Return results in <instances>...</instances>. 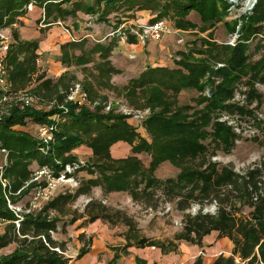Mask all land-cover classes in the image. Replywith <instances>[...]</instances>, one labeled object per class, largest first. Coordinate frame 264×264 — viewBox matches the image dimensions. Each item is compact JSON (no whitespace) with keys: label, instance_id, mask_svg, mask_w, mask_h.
Wrapping results in <instances>:
<instances>
[{"label":"rangeland","instance_id":"374dc122","mask_svg":"<svg viewBox=\"0 0 264 264\" xmlns=\"http://www.w3.org/2000/svg\"><path fill=\"white\" fill-rule=\"evenodd\" d=\"M223 1L226 2V8L222 14H218L215 18H206L207 11L201 14L200 11L193 9L183 13L169 10L166 7L169 0H138L130 4L119 2L115 6L108 3L103 5L98 0H68L62 4L60 0H57L53 3L55 5L49 6L52 16H58L62 20H65L67 16L72 17L75 22V30L80 27L81 23L78 21L84 20L82 14L91 13V16H94V23L99 24L97 28L106 24L103 26H106L109 33L116 31L114 36H108L105 38L106 40H102V35L106 31L97 34L94 25L88 26L84 33L88 35L90 34L88 31H92L93 36L90 34L86 37L87 44L82 47L81 41L78 40L72 42V45L78 44V46L70 47L69 45L65 49L61 48L58 55H54L55 60L61 62L64 58L67 60L65 64L62 63L67 68L64 73L68 72L76 78L73 84L77 91L74 99L71 100L75 105L76 113L87 108L100 114L126 116L122 121L133 125L140 136L152 141L151 134L144 127V120L152 112L150 107L142 106L145 102L142 97L136 96L138 99L136 97L131 99L130 95L127 96V90L123 89L124 86L129 84L131 79L140 77L147 68H179L182 73H187L188 70L181 65L182 62L188 61L201 65L202 67L197 72H199L198 77L204 83L202 90L195 87H183L174 94L166 89V98L169 101L174 99L177 105L184 107L185 115L201 122L197 112L203 110L207 105L205 100L212 98L218 89L224 88V92L222 91L216 97L219 106L210 114L209 125L201 124L200 126H202L201 129L204 128L207 132H211L215 129L213 124L218 122L220 123L218 128L224 127L230 131V135L225 136V139H229L226 142L220 140L216 144L212 140L213 138L205 134L202 142L205 144L206 152L191 163L192 166L196 165L200 169L212 164L215 165V169L221 172L223 168H226L236 174L222 185H214V190L209 198H196L199 194L198 190L187 198L191 184L182 182L181 188L173 183L168 184L169 179L176 180L181 169L171 164L170 161H165L153 171V176L158 182H153L146 192L144 188L147 182L141 183L135 198L130 192H122L112 197L105 196V193L104 195L101 193L102 187L100 186L93 187L85 194L77 195L78 189L87 179L98 175L95 167L91 168L94 163L92 149L85 144L77 146L71 152L61 154L60 158L77 156L76 162L79 167L74 169L73 175L79 185L76 182H72V186L63 185L50 200L42 202L41 208H36L37 211L41 210L59 195H65L66 198L70 195L66 201L60 203L59 207L51 208L49 213L51 218L57 217L61 220L57 224V232L52 234L54 237L60 238L58 241L66 242V257L71 259L67 247L73 239L70 234L73 235V229L76 226L71 220H78L86 214L91 216L93 213H102V204L108 206L106 212L109 219L113 221V225L118 223L129 227L128 234L131 235L132 241L145 237L159 242L156 247L161 243L167 248L176 244L174 238L183 231L189 217L198 214L216 215L220 208H224L238 219H250L257 205L261 204L264 208V0ZM36 4L41 7L37 2ZM218 4L223 6L222 1ZM58 7L61 10H57ZM89 7L93 10L89 11ZM23 10H25L23 14L16 17L13 24L2 30L5 35L4 42L8 46L7 53L11 46L16 44V33L19 35V41H34L21 34V28L25 24L21 18L28 14L25 7ZM153 19H167L170 22L171 30L165 33L160 41L151 40L142 44L138 37L131 33V30ZM50 28L40 29L38 27L43 33H48ZM124 36L125 40L122 39ZM110 39H113L111 45H114L117 57L121 60V63H116V65L124 70L119 69L118 73H104L100 77L97 76L100 74L95 69L93 62H101L102 59L99 54H89L87 51L97 44L98 49H101L100 44L107 45L109 43L107 40ZM238 46L239 48L244 46L243 57L234 64L235 68L232 72H229V59ZM38 49L39 42L36 52ZM82 53L90 55L89 57L93 60L85 67L76 65L73 61L76 56ZM131 54H135V56L132 58L129 56ZM49 56L48 53L42 55L37 53L34 61L36 72L32 76V82L22 90L34 98L30 108L35 110H50L53 107L38 95L31 93V90L37 86L38 80L55 82L64 74L62 73L57 78L49 74L48 68L54 65L49 62L54 57L50 58ZM128 63H130V73H127L125 69ZM138 64L144 69L135 75V71L141 69L137 66ZM113 67L116 66L113 65ZM8 71L10 74L9 66ZM223 72L226 73V76ZM84 96H86V100L80 104L78 99ZM50 120H55L58 123L54 129L57 130L63 118L60 115H52ZM106 122L113 123L114 121L106 120ZM40 126L41 124L29 122L26 128L36 136ZM90 126L91 129L88 133L82 130L71 132L78 133L89 140L93 134L100 130V126L93 122ZM219 133L225 135L226 131L221 129ZM133 155L139 157L137 154ZM139 158L146 167H149L152 160L149 154L142 152ZM59 160L55 159L57 162ZM4 162V155L0 154V165H3ZM33 166H37V163H34ZM87 166L95 172L91 173L89 169H84ZM138 181H141V178ZM178 193L181 194V197L177 196ZM110 198L112 203H110ZM30 199L31 195L22 199L18 203L19 207L28 208ZM87 222L88 220L83 224H87ZM130 226H132L131 229ZM2 232L3 228L0 229V233ZM215 232L217 231L215 230ZM90 238L86 236L81 241L78 236V241L83 245H89ZM170 240H172L171 243H169ZM12 248L13 246L8 247L4 251H11ZM117 248L119 249V246ZM235 258L241 260L238 255H235ZM236 262L238 263V261Z\"/></svg>","mask_w":264,"mask_h":264},{"label":"trees","instance_id":"16d2710c","mask_svg":"<svg viewBox=\"0 0 264 264\" xmlns=\"http://www.w3.org/2000/svg\"><path fill=\"white\" fill-rule=\"evenodd\" d=\"M31 1L0 0V28L4 29L13 24L15 18L23 14L25 11L23 8ZM34 1L44 7V3L49 0ZM67 1L60 0V3ZM136 1L138 0H110L108 4L115 6L119 2L130 4ZM221 1L223 6L218 4ZM224 2L223 0H169L166 7L181 13L192 9L200 11L201 14L207 11L206 18H215L218 14H222L226 8V2ZM53 3L55 2H48L45 9L49 17L57 19L59 17L52 16L51 7H49L55 5ZM57 10H61V8L58 7ZM92 10L89 7V11ZM156 20L153 19L151 22ZM85 39L87 38L79 40L82 47L88 42ZM107 41H109L107 45L100 44L101 49H98L97 44L87 51L89 54H99L102 59L101 62H93L89 57L90 55H84V52L76 56L73 61L76 65H83L84 67L93 62L95 69L100 74L97 76L100 77L104 73H118L119 69L114 68L109 59L114 49V45H111L113 39ZM72 42L74 41L62 45L61 48L65 49L69 45L70 47L78 46V44L72 45ZM37 48V40L19 41V35L16 33V44L11 46L6 58L7 66L10 67V80L15 90H24L32 82V76L36 72L34 61ZM243 49L244 46L235 48L229 59V72H232L235 68L234 64L243 57ZM87 52L85 53L87 54ZM22 55L23 58H21ZM66 62L65 58L62 59L63 64ZM181 65L188 70L187 73H182L179 68H147L140 77L131 79L129 84L123 88L127 90L126 95H130L131 99H135L136 96L142 97L145 100L142 106L150 107L152 112L144 120V127L151 134L152 141L140 136L133 125L122 121L126 116L100 114L87 108L76 113L75 105L69 100V96L75 88L73 81L76 78L68 72L62 74L55 82L39 79L37 86L31 90V93L52 104V109L35 110L20 103L16 104L9 114L0 119V146L8 152L7 164L0 169V217L6 220L3 232L0 233V264H68L70 258L65 256L66 242L56 240L52 234L57 232V224L61 220L57 217L51 218L49 213L51 208L59 207L60 203L66 201L70 195L67 198L65 195H59L39 211L27 212V208H24L18 213L10 208L8 199L11 204L16 205L31 195L36 187L35 182H30L34 163L39 166L52 165L58 172L64 168L65 164L77 161V156L60 158L61 154L71 152L77 146L85 144L92 149L94 163L91 168L92 166L95 167L98 173L97 176L84 182L83 186L78 189L77 195L87 193L93 187L100 186L106 192L129 191L135 198L141 183L147 182L144 188L146 192L153 182H158L153 176V171L165 161H170L171 164L181 169L176 180L169 179L168 184L173 183L179 188L182 187V182L191 184L187 198L191 197L192 194L194 195L197 190L199 194L196 198H209L214 190V185L220 186L236 175L226 168H223L221 172L215 169V165L212 164L204 169H200L196 165L192 166L191 162L196 161L199 156L206 152L205 144L202 142L205 134L213 138L212 140L218 144L217 142L220 140L228 141L229 138L225 139V136L230 135V131L224 127L218 128L220 125L218 122L213 124L215 129L211 132H207L204 128L201 129L202 126H200L201 124L209 125L210 114L219 106L216 97L222 91L224 92V88L218 89L212 98L205 100L207 105L203 110L197 112L201 122L185 115L183 113L184 107L177 105L174 99L169 101L166 98V89L175 94L183 87H195L198 90L204 88V83L198 77L199 72H197L202 66L188 61L182 62ZM223 74L226 76L225 72ZM158 107L160 109H157ZM52 115H60L63 120L59 123V128L53 130V141L50 142L52 145L47 152H44L41 149L44 147L42 140L28 131L26 125L29 122H35L56 126L58 123L55 120H50ZM106 120L114 122L108 123ZM92 122L99 125L100 130L93 134L89 140L78 133L71 132L82 130L88 133ZM221 129L226 131L225 135L219 133ZM118 141L129 143L134 154L142 152L149 154L152 158L149 167H146L143 161L135 155L126 158H114L110 148ZM56 158L60 160L57 162L55 161ZM189 163L191 165H188ZM91 168L87 166L84 169H89L91 173H94L95 171ZM140 178L141 181H138ZM3 181L6 182L5 185ZM180 195V193L177 194L178 197H181ZM92 207L94 208V205ZM101 209L103 212L107 210L103 205ZM98 215L101 214L93 213L89 220L93 221L99 217ZM17 220H19V226L16 224ZM76 220L72 219L71 222L74 223ZM215 230L219 232V236L228 237L232 240L234 250L232 255H219L213 264H264V208L261 204L255 207L250 219H238L224 208H220L216 215L198 214L189 217L183 231L176 235V239L202 246L203 237ZM85 238V234L79 235L81 241ZM91 243L92 237L89 239V245L84 244L80 248L78 258L90 250ZM158 243L146 238L138 239L136 242L137 245L141 246H157ZM130 245L132 243L128 239L126 246ZM11 246H13L11 251H4ZM160 247L166 250L164 244L160 243ZM56 248H59L60 251ZM117 250L118 248H116ZM235 255L241 258V262H236ZM118 258L119 254L116 253L113 260L108 264L115 263ZM194 264H203L202 257H197Z\"/></svg>","mask_w":264,"mask_h":264},{"label":"crops","instance_id":"0c3cea01","mask_svg":"<svg viewBox=\"0 0 264 264\" xmlns=\"http://www.w3.org/2000/svg\"><path fill=\"white\" fill-rule=\"evenodd\" d=\"M39 15L40 7H37L34 11L28 12L26 17L21 18V20L25 23L21 28V34L28 39L38 40L39 49L37 53L39 55L48 53L50 54V58L51 56L54 57L53 60H49V62H52L54 65L48 68V72L50 75H53V77L57 78L64 73L67 68L61 61L55 60L54 55H58L60 53L61 46L71 42V38L59 26H53L50 28L48 33H43L42 30L38 29ZM89 17H91V14H82V18L85 21H78V23H81L78 30H75V22L72 17H67L65 20L72 28V33L81 37L85 34L86 23ZM93 25L97 30V34L106 31L101 38L102 40H106L105 38H107L109 34L106 26H103L106 24L98 26V28L97 25L99 24L94 23ZM88 32L93 36L92 31ZM109 59L118 69L124 70V68L116 65V63H121V60L117 57L115 49L112 50ZM137 66L141 68L140 64ZM125 69L127 70V73H130V63H128L127 68ZM143 69L144 68H141L139 71L136 70L135 75L141 73ZM110 152L111 155L117 159L126 158L134 154L132 146L124 141L114 143L110 148ZM141 154L142 153H139L137 155L140 157ZM122 192L129 191L106 192L103 188H101V193H103V195L105 193V196L109 197L118 195ZM99 201L101 200L99 199ZM112 202L113 201L111 200L110 203ZM102 205L106 208L108 207L105 204ZM100 214L101 215H98L99 217H96L93 221H90L89 219L91 216L86 214L84 217L79 218L74 222L76 226L73 229V235L70 234L73 239L67 247L68 255L71 256L68 264H108L113 260L116 253L119 254V258L113 264H194L195 260L199 256L202 257L203 264H213L219 255L223 254L225 256H229L234 250V243L232 240L228 237L219 238L218 231H212L210 234L205 235L202 240V246L186 240L176 239V236L174 238L176 244H173L174 246L171 248L165 247L166 250H163L160 246L156 247V245H137V241H132L131 235L128 234L129 227L119 225L118 223L113 225V221L109 219V215L106 211ZM86 220H88L87 224H83ZM131 227L132 226H130V229ZM80 234H85L88 238L92 237V243L90 250L85 255L78 258L77 254L83 245L80 241H78V236ZM54 238L56 240L60 239L57 236ZM141 238L145 237L137 238V240ZM128 239L130 240L129 242L132 243L130 246H126ZM171 241L172 240L169 242ZM117 246H119V249L116 251Z\"/></svg>","mask_w":264,"mask_h":264},{"label":"built area","instance_id":"2783aa9c","mask_svg":"<svg viewBox=\"0 0 264 264\" xmlns=\"http://www.w3.org/2000/svg\"><path fill=\"white\" fill-rule=\"evenodd\" d=\"M103 5L108 3L110 0H98ZM48 2H57V0H49L44 3V7H40V15L38 18V27L40 29L50 28L53 26H59L62 30L68 34L71 38V41H78L82 38H86L88 35L85 33L83 36L78 37L72 33V30L66 20H62L60 18L52 19L47 15L45 5ZM37 4L35 1L28 3L25 6V9L29 12L34 11L37 8ZM94 16L89 17L86 23V27L93 26ZM4 29L0 28V36H1V45H0V119L9 114L11 109L18 103H23L25 106H31L33 104L34 98L29 95L28 92L22 90H15L12 86V82L10 80V74L7 66V51L8 46L4 42L5 35L3 34ZM171 26L170 22L167 19H157L154 22H146L137 26V28H133L131 33L138 37L140 43L145 44L147 41H160L165 33L170 32ZM118 33V31H117ZM116 31H111L108 36H114ZM125 40V36L122 38ZM132 58L135 54L129 55ZM77 91L76 86L69 96V100L74 99L75 92ZM86 100V96L81 99H78V102L82 104ZM55 129L54 124H41L40 128L36 136L42 140L44 147H42V151L47 152L50 148V142L53 140V130ZM0 154L4 155V164L0 165V169L3 168L8 161V152L5 148L0 146ZM79 164L77 162H72V164H65L64 168L58 172H56L55 167L52 165H43V166H34L32 179L30 182H35L36 187L31 193V199L26 209L27 212L32 210H36V208H41V204L44 201L50 200L54 193L59 190L63 185L72 186V182H76L74 178V169L78 168ZM6 182L3 181L5 185ZM77 185L78 182H76ZM9 206L16 213L22 211L23 209L19 207L18 204H11L8 199ZM19 216V214H17ZM6 224V220L0 217V229L3 228ZM16 224L19 226V220L16 221ZM56 250L60 251L59 248ZM238 263L241 261L239 258H236Z\"/></svg>","mask_w":264,"mask_h":264}]
</instances>
